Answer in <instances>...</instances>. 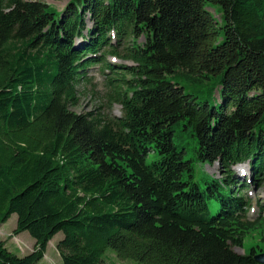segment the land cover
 Wrapping results in <instances>:
<instances>
[{
	"label": "trees",
	"instance_id": "16d2710c",
	"mask_svg": "<svg viewBox=\"0 0 264 264\" xmlns=\"http://www.w3.org/2000/svg\"><path fill=\"white\" fill-rule=\"evenodd\" d=\"M111 39L130 44L119 52ZM103 46L132 63L105 61ZM96 63L114 76L118 116L70 109ZM182 79L212 81L215 97ZM191 160L217 162L220 177L199 188ZM239 163L247 181L232 176ZM262 181L264 0H68L59 12L0 0V224L14 213L11 233L34 240L22 256L0 241V264H36L57 232L62 264H99L106 251L139 264H264L255 247L232 249L257 224L243 190Z\"/></svg>",
	"mask_w": 264,
	"mask_h": 264
},
{
	"label": "rangeland",
	"instance_id": "374dc122",
	"mask_svg": "<svg viewBox=\"0 0 264 264\" xmlns=\"http://www.w3.org/2000/svg\"><path fill=\"white\" fill-rule=\"evenodd\" d=\"M47 4L54 11L63 10L66 2L68 0H38ZM214 15L217 14L214 12ZM87 26L89 22L86 20ZM85 34V31H83ZM80 39H76L75 42L78 43ZM144 41L143 37L139 36L136 39V43L141 44ZM114 49L121 52L120 49L123 46L130 44L129 39H124L121 42H116L111 39ZM101 50L104 51L105 61L111 62L114 65L121 64H131L130 60L123 59L119 55L111 54L108 52L107 46H103ZM101 66L100 63L90 65L85 70L86 79H81L76 85V90L78 92L77 104L70 107L71 110L76 113L92 112L93 114H98L101 117H113L120 114V105L116 102L111 104L108 101L109 98V87L106 85V77L113 76L112 73L103 74L106 70ZM103 70V72H102ZM119 70V69H115ZM180 84L184 86L185 90L197 95L198 97L213 100L215 94L207 93V88L213 84L210 81L208 84H197L192 86L185 79L180 81ZM189 152L185 154L184 158H189ZM156 157L155 152H148L145 157V162L148 163ZM191 181L196 183L199 188H203L206 181H208L212 176L215 178L220 177V170L217 162L212 164L197 162L196 160H191ZM232 176L235 180L240 182L241 180L247 181L249 177L248 166L245 163H239L231 167ZM245 195L250 200V205L247 210V217L249 220L257 221L255 227L246 233L241 247L233 246L232 249L237 253H247L250 247H255V253L264 252V181L253 184L249 183L246 187ZM257 203V205L255 204ZM208 209L210 213H215L218 209V203L215 200H207ZM261 205L262 209H259ZM16 215L14 213L6 219L5 222L0 224V241H2L5 247L17 256H22L27 254L33 249L34 240L26 232L21 231L16 235H13L12 229L15 226ZM62 235L60 232L54 234L50 240L46 243L45 251L43 256L36 264H62L59 253L56 249L57 242L61 239ZM99 264H139L132 260L119 259L114 256L110 251H106L103 259Z\"/></svg>",
	"mask_w": 264,
	"mask_h": 264
},
{
	"label": "water",
	"instance_id": "95a60500",
	"mask_svg": "<svg viewBox=\"0 0 264 264\" xmlns=\"http://www.w3.org/2000/svg\"><path fill=\"white\" fill-rule=\"evenodd\" d=\"M253 258L258 261V262H264V252H261V253H255L253 255Z\"/></svg>",
	"mask_w": 264,
	"mask_h": 264
}]
</instances>
